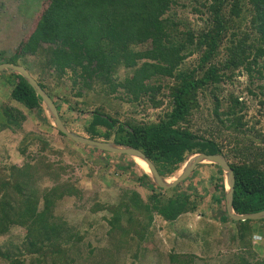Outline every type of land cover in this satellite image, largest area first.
Instances as JSON below:
<instances>
[{
  "label": "trees",
  "instance_id": "16d2710c",
  "mask_svg": "<svg viewBox=\"0 0 264 264\" xmlns=\"http://www.w3.org/2000/svg\"><path fill=\"white\" fill-rule=\"evenodd\" d=\"M177 4V0H43L32 28L12 55L0 56V63L30 68L32 58H45L37 76L35 67L25 68L54 101L64 124L69 126L64 102L68 108L86 110L85 135L140 149L164 177L188 155L222 154L234 172V210L260 211L264 0H197L191 11L202 21L200 27L177 15ZM43 43L54 45L48 58L41 53ZM43 67L51 69L50 78L61 85L44 83ZM240 74L246 83L238 92L232 86ZM68 80L74 105L56 91ZM0 89L13 102L0 105V131L21 128L26 117L20 108L36 111L48 122L41 97L23 76L0 74ZM249 97L257 101L258 115L249 113ZM36 140L42 148L48 146L46 139ZM84 149L98 151L103 159L110 154ZM41 157L21 168L11 166L9 174L0 171V236L10 235L0 244V264H213L208 252L215 247L214 238L230 248L221 264H264L261 246L253 241L254 235L260 236L255 228L264 219L231 220L235 227L228 230L227 239L223 232L204 228L195 235V242L204 246L203 255L175 246L163 248L156 218L181 225V217L197 208L196 193L181 188L187 178L163 189L144 174L148 181L138 180L149 189L146 199L130 189L121 190L115 203L94 198L89 212L100 217L88 223L90 231H80V224L59 210L65 198H79L80 189L61 177L64 169L55 171L53 163ZM210 164L220 173L215 189L225 207L223 171ZM44 176L51 185L42 187ZM15 228L24 235L13 234ZM184 235L177 233V240Z\"/></svg>",
  "mask_w": 264,
  "mask_h": 264
},
{
  "label": "rangeland",
  "instance_id": "374dc122",
  "mask_svg": "<svg viewBox=\"0 0 264 264\" xmlns=\"http://www.w3.org/2000/svg\"><path fill=\"white\" fill-rule=\"evenodd\" d=\"M196 1L177 0L178 4L175 8L178 13L177 15L187 16L188 19L195 23V26L200 27L202 21L198 18V14L191 11ZM42 2L43 0H0V56L9 57L13 54L16 47L32 28L34 17ZM182 5L185 6L182 7ZM41 45L44 50L41 53L45 57L49 55V49L54 46L50 43H43ZM30 59L31 57L29 60ZM43 59L45 58L41 60ZM31 60L30 68L28 65L26 66H28L30 71L35 67V76H37V71H39L40 68L42 69L43 63L36 58H32ZM42 72L43 74L40 78L44 83L50 87L61 85L59 80L57 82L50 78L49 73L52 72L51 69L43 67ZM120 72L122 75L124 71ZM63 79L65 78L63 77ZM245 83V76L240 74L237 76L232 88L237 89L239 92L240 89L244 87ZM64 84L66 85L65 87H63ZM64 84H62L63 88L56 90L57 94L61 97H69L71 104L74 105L76 98L74 94H72L74 92L70 91L72 80H68ZM96 85L97 83L94 84V86ZM82 91H85V89H82ZM53 92L55 93V91ZM88 95L89 94H87V97ZM242 95L243 97H247L245 93ZM91 96L93 95L90 93V98H88L91 99ZM246 99L250 107L249 113L258 115L257 101L251 100L250 97ZM5 104H13V102L8 99V93L0 89V105ZM42 106L45 109L48 122L42 121L41 115L36 111L31 112L26 110V108H20L26 117L21 123V128L0 131L1 172L4 173L5 170V172L9 174L11 166L21 168L28 161H37L42 158L41 156H44L47 161L53 163L55 171L57 169L63 171L62 169H64L65 172L61 174V177L63 179L69 178L71 181L75 182L82 195L79 198L77 196L65 198L59 210L66 213L65 216L68 220L79 223L80 231H90V227H87L89 226L88 223L98 217L97 214L89 212V206L94 198L105 203H115L119 199L118 195L120 191L123 189L136 190L143 198H147V195L150 193L149 189L144 187L141 182L151 181V178L142 170L138 163H136L134 158L128 155L110 152H108L110 153L108 155L104 154L106 158H98V154H96L99 153L98 151L90 153L84 149L86 146L72 142L67 136L58 133L43 102ZM62 111H64L63 114L70 127L68 125L66 126L70 130L76 133L80 131L81 133L78 134L88 137L85 135L84 129H82L88 112L86 110L80 111L75 106H73L72 109L68 108V103L66 102L62 104ZM147 113L151 114L152 109L148 108ZM75 117H77V119H74ZM121 117L124 116L122 115ZM38 137L46 139L48 146L45 149L42 148V144L36 140ZM50 146L52 147V151L50 150ZM189 156L190 155L185 158V161ZM184 162L177 165V168L170 175L163 177L170 178L174 176L178 170L182 168ZM52 171H54V169ZM42 172L43 170L38 173ZM144 174L149 177L148 180L144 177ZM219 176L220 173L218 168L210 163L203 162L195 166L186 181L181 185V188L184 190H189L188 188H190L189 192L192 191L196 193V210L181 217L180 223L181 225L183 223V226L176 224V222L174 224L165 223V221L158 220L157 218L154 221L157 233L163 240V248L169 249L171 246H175V248L181 251H192L203 255L204 246L199 242H195V235L206 227H209L220 235L223 232V234L226 235L223 237L225 239L228 238V230L235 227V223L228 217L225 207L221 204L220 198L222 194L215 189L216 185L220 183ZM222 176L225 185L224 172ZM46 177L47 176H44V178L40 180L41 182L38 181L42 187L52 184V181L46 179ZM138 179H141V182ZM171 192L173 191L167 193ZM259 220L260 219L256 221ZM256 225L257 223L254 224V227H256ZM255 230L257 233H260L261 239H263L264 221H261ZM12 233L15 235H24L25 231L21 228H15ZM177 233L185 234L184 237H181L180 241L176 238ZM189 235H192L191 239L188 241L185 240ZM9 236L10 235L0 236V244L2 245V243L8 242V239H10ZM14 238L15 236L13 239ZM257 238H253V241H256V243L261 246V251L264 253V241L257 240ZM175 240L177 245L174 243ZM214 240L215 243L213 246L215 247L210 246V252H206H208L213 264H221L227 258L230 248L228 249L225 245L216 242V238H214Z\"/></svg>",
  "mask_w": 264,
  "mask_h": 264
},
{
  "label": "water",
  "instance_id": "95a60500",
  "mask_svg": "<svg viewBox=\"0 0 264 264\" xmlns=\"http://www.w3.org/2000/svg\"><path fill=\"white\" fill-rule=\"evenodd\" d=\"M3 71L16 72L21 76H23L27 80V82L31 85V87L34 89L35 93L41 97L42 102L47 108L49 116L51 117L56 129L61 131L64 135H66L74 142L87 147L103 150L110 153L124 154L130 157L132 156L140 157L146 162L148 168L150 169L149 177L151 178V182L154 185L163 189L172 188L176 186L179 182L185 180L194 170L197 164L203 162L214 163L221 167L225 175V182H226L225 207L228 217H230L232 220L235 221H244L247 219H252V220L264 219V209L257 212L242 213V214H239L234 210L232 205L234 182H235L234 172L222 154L219 153L206 154L203 152L191 154L184 162L181 172L175 177V179L169 181L167 180V178H164L162 175H160L153 162L140 149L125 144L115 143L112 141H101V140L92 139L70 130L60 118L57 106L55 105L54 101L45 92V90L38 84V82L34 79V77H32V75L25 69L24 66L10 62L0 63V73Z\"/></svg>",
  "mask_w": 264,
  "mask_h": 264
},
{
  "label": "bare ground",
  "instance_id": "6f19581e",
  "mask_svg": "<svg viewBox=\"0 0 264 264\" xmlns=\"http://www.w3.org/2000/svg\"><path fill=\"white\" fill-rule=\"evenodd\" d=\"M132 158L135 159L136 163H138V165L142 168V170H144L148 175H150V169L148 168L146 162L143 159H141L138 156H132ZM181 169H179L178 172L174 176L167 178V180L172 181L173 179H175V177L181 172Z\"/></svg>",
  "mask_w": 264,
  "mask_h": 264
},
{
  "label": "clouds",
  "instance_id": "9594fccd",
  "mask_svg": "<svg viewBox=\"0 0 264 264\" xmlns=\"http://www.w3.org/2000/svg\"><path fill=\"white\" fill-rule=\"evenodd\" d=\"M225 189H226V185H225ZM258 237V238H257ZM254 239H256L257 238V240H260V238H261V236H259V235H254V237H253Z\"/></svg>",
  "mask_w": 264,
  "mask_h": 264
},
{
  "label": "crops",
  "instance_id": "0c3cea01",
  "mask_svg": "<svg viewBox=\"0 0 264 264\" xmlns=\"http://www.w3.org/2000/svg\"><path fill=\"white\" fill-rule=\"evenodd\" d=\"M26 69V68H25ZM27 70V69H26ZM7 71H3V72H1L0 74H4V73H6ZM261 236V235H260ZM262 238V237H261ZM263 241H264V238L262 239ZM261 240V241H262Z\"/></svg>",
  "mask_w": 264,
  "mask_h": 264
}]
</instances>
